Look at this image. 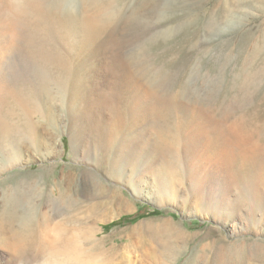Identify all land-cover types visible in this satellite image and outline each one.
Wrapping results in <instances>:
<instances>
[{
	"label": "rangeland",
	"instance_id": "rangeland-1",
	"mask_svg": "<svg viewBox=\"0 0 264 264\" xmlns=\"http://www.w3.org/2000/svg\"><path fill=\"white\" fill-rule=\"evenodd\" d=\"M62 1L58 7L61 0H29L25 12L13 13L12 0H0V62L21 78L19 94L39 128L36 151L24 140L13 161L0 148V214L5 204L30 222L46 215L57 227L53 243L27 233L29 261L74 255H59L67 250L62 242L85 245L86 233L120 246L125 259L117 264H264V0H109L115 17L91 42L63 14L81 19L101 9L90 0ZM80 94L73 120L71 97ZM8 98L0 92L4 118ZM153 105L169 115L180 116L184 106L200 112L201 123L179 132L180 142L211 124L222 132L201 154L182 146L157 151L156 160L175 175L165 198L159 186L165 169L141 171L143 184L132 189L88 156L119 115L120 153L146 129L155 135L162 123ZM72 123L85 155L74 151ZM132 174L121 173L134 180ZM92 180L118 188L127 203L91 219L99 201ZM70 199L72 205L65 203ZM21 221L6 226L0 237L9 246H0V254H20Z\"/></svg>",
	"mask_w": 264,
	"mask_h": 264
},
{
	"label": "bare ground",
	"instance_id": "bare-ground-1",
	"mask_svg": "<svg viewBox=\"0 0 264 264\" xmlns=\"http://www.w3.org/2000/svg\"><path fill=\"white\" fill-rule=\"evenodd\" d=\"M91 1L93 5H96L97 8L99 7L101 9L99 16L96 15V16H90L88 18L78 19L74 17L73 15H71V12L70 13L67 12L66 14L62 13L66 21L74 23V24L70 23L71 25L76 26V24H79L83 28V30L85 31V42L94 40L95 35L100 30H102V28H105L104 25L105 24L107 25V23L111 22L113 18L115 17V11L113 9H115L116 7H115L114 1L111 2L109 0H90V3L86 2L87 4L89 3L88 5H91V7H93L91 4ZM28 2L29 0H12V3H11L12 12L19 13V12L24 11ZM63 5H64L63 1L61 0V2L58 4V7H63ZM117 11L119 12V10ZM105 14H106V17L103 20L101 16L103 17V15ZM79 25H77V27ZM19 78L20 77H17L15 73H12L10 70L3 67V65L0 62V92H5V94H7V97H9L8 99L9 100L11 99L10 101L11 111L7 112L8 114L6 118L2 117L3 109L0 106V148L1 149L4 148L7 159L9 157V159L13 161L20 158L22 143L24 140L26 141L25 143H27V145H29L35 151L39 146V140H38L39 128L32 119V113H29L30 111L28 112L29 106L27 105L28 106L27 108L26 106H24V103L21 97L22 94L21 95L19 94L21 92V86L23 84L22 80H20L21 78L20 79ZM76 84L80 85L78 81H76ZM48 89L49 88H47V90ZM76 93L78 94V92ZM148 93H151L148 95L154 94V92L153 93L148 92ZM74 96H77V95H74ZM81 98H82L81 94L80 96H77L76 98L73 97V99L71 97L70 102H72L74 107L72 106L69 107V113H70L69 116L73 120L75 119L78 111L80 110L79 108L82 107L80 106L82 103ZM150 109H154L156 111L155 113H157L156 115H158V119H159L157 123L159 124V122L161 121L162 130L159 127L160 129L156 130L155 135H153V133L150 132V128L146 129L144 134L139 135L133 139H130L125 148L127 151H124L122 147L123 151L120 153V146L122 145V143L120 142L121 141L120 139L122 137L123 129L125 128V126L123 125L124 123L122 120L120 122V115H119V118L117 122H115L114 127L112 128L105 127L103 130L104 132L103 133L100 132L99 139H97L96 137V139L99 140V142L97 143L96 141V143H94L95 147L93 146L94 148L92 147L90 149V151L88 152V156L90 155L92 156L94 164H96V168L98 170L104 171L110 177L114 178L115 181L117 180V182L122 181L127 187H130L132 189H136L138 187V184L139 186L141 183L143 184V182L140 179H137L138 177L141 178L140 177L141 175L139 174L141 173V171L153 173V171L157 172V171H160L161 169L163 170L165 169L166 171L164 173L165 174L164 177L162 178L163 179L162 184L160 183L159 185L160 189L163 191L162 193L163 195L161 197L165 198V195L168 194L169 185L173 181L172 179L175 178V175L171 168H169L165 164H159V161L156 160V157H155L157 154V151H160L161 149L163 150L164 147L171 146V147L176 148L179 146L178 147L179 149L180 146H182L183 148L182 151H186V152L191 151V152H194L195 154L196 153L201 154L202 151L207 146H211L215 142H217V139L219 138L222 132L218 125L211 124L207 128H203L202 130L198 132H194L193 134H188L185 141L180 142L181 134L183 130H186L188 129L189 126H192L193 122H196V124L200 122V117L202 116L200 112L195 111L190 107L184 106L181 109L182 111L181 115L176 116V114L169 115V113L164 107L157 109V106L155 107L153 105L152 108ZM30 110L32 109L30 108ZM119 110H120V107H119ZM39 112H40V115L43 118H45V114H44L45 108L40 109ZM70 128H71L70 134L73 140L72 144H73V148H74L76 155L79 156L80 153H83L85 155L86 152H83L84 150H82L84 148L82 146L83 141H81V139L80 140L77 139L78 138L77 136H79L80 129H78L77 124H74V123H72V126ZM179 132L181 134H179ZM170 134H174V136H172L173 139H170ZM170 140H173V141L171 142ZM226 141H227V138H226ZM219 144L220 146H223L225 143H219ZM100 149L102 151L100 152V154L95 153L96 151L99 152ZM123 170H130L133 173L132 175L135 176L134 180H132L131 176L124 177V175H121ZM122 177L125 178L126 181ZM91 183L95 190L94 195L92 197L99 200L98 203H96L92 207V209H90L91 212L88 215V217H90L91 219H93V217H95V219L97 217L99 218L102 209L104 210H108L111 208L120 209V206L125 205L127 203L124 196L122 195L121 191L118 188L110 187L98 180L97 181L92 180ZM6 199L4 198L5 202H6ZM9 199H10V196H9ZM16 200H20V199L17 198ZM65 203H69L68 205L73 204L71 199L65 200ZM16 213L15 211L14 212L9 211L6 205L5 204L3 205V208L1 209V214H0V236H2L6 232L7 230L6 226L16 221L18 222V221L23 220V224H22L23 228H21V231L17 232L16 234V239H17L16 246L20 254H0V264H2L1 262L6 260L7 257H9V259L6 261V264H33L32 262L29 261L30 259L29 256L34 255V254H27L28 252L26 254L24 253L28 251L30 248H32L31 247L32 243L25 240L27 233H31L32 239H34L35 241H40L39 242L40 244H43L45 242L53 243L52 236L54 235L57 227L52 228L50 226V219L46 215H40V218L39 219L37 218L38 219L37 221L35 219V221L30 222L28 220L29 217H26L25 219L19 216L18 212ZM31 226H34V229H32ZM58 234L56 235V237L58 236ZM57 239H59V236L57 237ZM35 241H32V242H35ZM84 243L85 245L78 246L77 244L74 243L72 238H67L66 240L62 242V244L64 246V249L66 248L68 251L66 249H65L66 251L62 250L59 252V255L60 254L61 255L62 254H74V255H65V257H62L63 260H60L61 258L60 256H58V254H50L47 264H111V263L117 264V260H119L120 262V258L123 260L125 259L124 256L120 257V246L107 247L106 241L104 239H99L97 237L90 238L85 233ZM89 244H91L90 249L86 248V245H88L89 247ZM0 246L7 248L9 244L6 242V239H3L2 237H0ZM76 254H81V255L78 256ZM95 254L96 255L99 254L97 255L98 257ZM96 258L97 260H95ZM93 261H95V263H92Z\"/></svg>",
	"mask_w": 264,
	"mask_h": 264
}]
</instances>
